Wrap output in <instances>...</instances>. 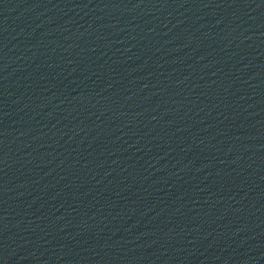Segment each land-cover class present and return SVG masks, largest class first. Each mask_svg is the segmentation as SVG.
Listing matches in <instances>:
<instances>
[{"label":"water","instance_id":"water-1","mask_svg":"<svg viewBox=\"0 0 264 264\" xmlns=\"http://www.w3.org/2000/svg\"><path fill=\"white\" fill-rule=\"evenodd\" d=\"M0 264H264V0H0Z\"/></svg>","mask_w":264,"mask_h":264}]
</instances>
